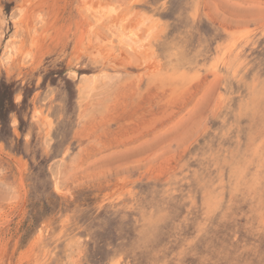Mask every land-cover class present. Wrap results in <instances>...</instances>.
<instances>
[{
  "label": "rangeland",
  "instance_id": "rangeland-1",
  "mask_svg": "<svg viewBox=\"0 0 264 264\" xmlns=\"http://www.w3.org/2000/svg\"><path fill=\"white\" fill-rule=\"evenodd\" d=\"M0 264H264V0H0Z\"/></svg>",
  "mask_w": 264,
  "mask_h": 264
},
{
  "label": "bare ground",
  "instance_id": "bare-ground-1",
  "mask_svg": "<svg viewBox=\"0 0 264 264\" xmlns=\"http://www.w3.org/2000/svg\"><path fill=\"white\" fill-rule=\"evenodd\" d=\"M115 11H116V9L112 5H103V6L99 5L98 7H96L95 9L92 10L91 14H92V18L94 21L93 23L99 24V25H104V28H106V30L109 33L108 37H107V35L102 36L103 33L101 34L99 32H94L92 34L90 33L89 38L91 39V44L95 45V47L97 46L101 50L109 49L108 47H111V44L115 40L119 44H121L127 48H137L141 45V43L143 41H145L147 39V37H149L150 34H152L150 31L148 34L145 35L146 37L140 36V28H141V26H143L145 24L146 21L149 20L148 17H145V19H143L142 21H140L136 25H129L126 22V19H123V20L120 19L118 21H113L112 18H113ZM19 14H21V13H19ZM17 17H19V16H17ZM17 17H15V16L13 17L15 23H17L18 20L20 19V17H19V19ZM99 31L102 32L101 30H99ZM15 40H16V33L14 32L13 36L8 40L6 46L3 50V56L2 57L4 58L5 63L10 61L13 53L15 52ZM93 76H95V75H93ZM86 80H87V78L85 79L84 82H86ZM90 82H92V81H90ZM82 87L85 88V85ZM257 148L258 147H256V149ZM53 164H55V163H53ZM55 166H56V164H55Z\"/></svg>",
  "mask_w": 264,
  "mask_h": 264
}]
</instances>
